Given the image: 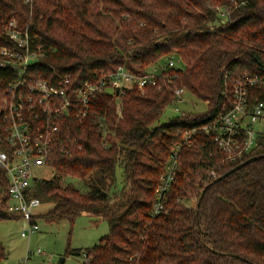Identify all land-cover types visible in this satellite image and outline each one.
Returning <instances> with one entry per match:
<instances>
[{
  "label": "trees",
  "instance_id": "1",
  "mask_svg": "<svg viewBox=\"0 0 264 264\" xmlns=\"http://www.w3.org/2000/svg\"><path fill=\"white\" fill-rule=\"evenodd\" d=\"M12 19L44 53L27 72H58L76 84L120 66L141 75L155 67L164 72L143 91L99 93L87 116L63 121L62 144L50 156L56 174L36 178L31 194L51 204L47 222L71 224L86 214L110 227L98 244L69 246L66 254L86 253L82 264H264V130L232 159L204 129L231 106L240 78L257 77L249 103L264 101V0H0V49L14 45L6 34ZM174 55L184 68L168 65ZM8 72L15 71L0 69V103L13 78ZM177 87L209 102L207 110L162 121ZM176 145V178L164 211L154 216L156 189ZM253 156L259 157L218 179ZM7 188L0 169V221L21 214L9 209ZM190 197L196 201L186 205ZM7 256L0 240V264Z\"/></svg>",
  "mask_w": 264,
  "mask_h": 264
},
{
  "label": "built area",
  "instance_id": "2",
  "mask_svg": "<svg viewBox=\"0 0 264 264\" xmlns=\"http://www.w3.org/2000/svg\"><path fill=\"white\" fill-rule=\"evenodd\" d=\"M25 1L32 3V0ZM6 34L14 45L1 47L0 69L15 72H8L13 78L8 81L0 103V169L8 180L9 209L21 213L20 219L25 224L21 235L30 238L39 229L34 215L42 203L31 194L37 178L34 169L50 165L55 145L62 144L59 133L63 121L72 116H87L99 93L115 87L119 88L120 96L125 89L133 87L143 91L149 85H158V78L163 77L164 72L155 67L141 75L120 66L115 71L100 72L81 84L72 82L69 75L60 77L58 72L39 76L38 72H27L29 66L39 62L44 54L40 46L33 47L34 39L29 30L22 29L18 21L12 19ZM168 65L174 67L173 57L168 59ZM257 83V77L238 79L231 106L223 107L204 127L232 159L255 145L256 125L264 119V101L249 103L250 87ZM185 92V87H177L174 91L170 105L175 106L176 111L185 101ZM179 150L180 146L176 145L163 169L155 193L154 216L164 211L167 192L178 170ZM42 253L41 249L27 251V257ZM83 256L87 260V254L83 253Z\"/></svg>",
  "mask_w": 264,
  "mask_h": 264
},
{
  "label": "rangeland",
  "instance_id": "3",
  "mask_svg": "<svg viewBox=\"0 0 264 264\" xmlns=\"http://www.w3.org/2000/svg\"><path fill=\"white\" fill-rule=\"evenodd\" d=\"M175 67L184 68V63L177 56H173ZM166 61V60H165ZM185 101L178 105L179 111L175 106L168 105L161 116L162 121L177 116L180 112H190V114L201 113L207 110L208 103L193 95L189 90L184 94ZM256 130H264V119L256 125ZM35 170V176L38 179H50L56 174L50 165H42ZM118 190L122 185V171L117 168ZM76 186H82L81 181L71 180ZM61 182L65 185L68 182L63 178ZM186 205L195 203V198H184L182 200ZM12 202L15 200L12 199ZM51 204L42 202L35 209L39 217L36 218L39 229L32 236L24 237L21 235L24 221L20 218H11L0 221V240L5 245L8 256L1 264H82L84 261L83 254L72 255L66 254L67 248L82 249L98 244L101 237L109 233V225L106 220L95 221L88 215L78 216L73 223L67 220L58 222H47L43 217L49 211ZM42 250V254L30 255L27 257V251ZM65 258L64 261L61 259Z\"/></svg>",
  "mask_w": 264,
  "mask_h": 264
},
{
  "label": "water",
  "instance_id": "4",
  "mask_svg": "<svg viewBox=\"0 0 264 264\" xmlns=\"http://www.w3.org/2000/svg\"><path fill=\"white\" fill-rule=\"evenodd\" d=\"M258 157H259V156H253V158L250 157L249 159H247V160H245V161L239 163V164L236 165L235 167L231 168L229 171L225 172V173H224L222 176H220L218 179H221V178L225 177L226 175H228V174H230V173L236 171L237 169L241 168L242 166H244V165H246V164H248V163H250V162L256 160ZM204 191H205V190H204ZM203 193H204V192H203ZM203 193H202V195H203ZM64 259H65V258H62L61 260L64 261Z\"/></svg>",
  "mask_w": 264,
  "mask_h": 264
}]
</instances>
